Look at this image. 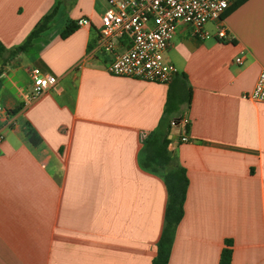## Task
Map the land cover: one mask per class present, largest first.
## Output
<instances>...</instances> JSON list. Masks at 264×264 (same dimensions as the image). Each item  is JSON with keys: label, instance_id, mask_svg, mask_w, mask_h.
Wrapping results in <instances>:
<instances>
[{"label": "crops", "instance_id": "obj_1", "mask_svg": "<svg viewBox=\"0 0 264 264\" xmlns=\"http://www.w3.org/2000/svg\"><path fill=\"white\" fill-rule=\"evenodd\" d=\"M54 6L31 45L8 56ZM105 7L0 0V264H151L156 253L167 191L139 156L160 126L169 82L106 70L110 54L95 47ZM80 17L88 23L76 25ZM222 21L226 40L212 22L205 39L177 23L165 51L191 91L174 117L188 119L187 139L174 118L167 135L188 179L167 264H219L226 240L230 264H264V101L241 96L264 69V0H246ZM33 66L58 77L30 100Z\"/></svg>", "mask_w": 264, "mask_h": 264}, {"label": "built area", "instance_id": "obj_2", "mask_svg": "<svg viewBox=\"0 0 264 264\" xmlns=\"http://www.w3.org/2000/svg\"><path fill=\"white\" fill-rule=\"evenodd\" d=\"M99 36L95 47L110 54L106 70L119 76L168 83L176 69L165 57L177 23L191 27L192 35L205 39L210 36L205 24L214 23V35L220 40L229 38L222 21L224 10L234 0H104ZM76 25H85L88 18L80 17ZM125 40V46L113 51L115 42ZM241 63V58H235ZM31 78L30 100H35L57 80L58 73L44 72L39 67L29 69ZM242 98L264 101V69L257 75L253 88L241 94ZM3 110L0 107V112ZM186 117L171 121L182 127L179 139L185 141ZM3 135L0 133V142Z\"/></svg>", "mask_w": 264, "mask_h": 264}, {"label": "trees", "instance_id": "obj_3", "mask_svg": "<svg viewBox=\"0 0 264 264\" xmlns=\"http://www.w3.org/2000/svg\"><path fill=\"white\" fill-rule=\"evenodd\" d=\"M246 0H234L223 12L222 17H225L240 4ZM55 6L50 12L45 14L42 19L36 23L31 29L22 43L14 46L8 51V56H14L17 53L25 51L41 31H43L53 14ZM75 25L68 24L61 32L62 36L69 34ZM3 46L0 45V55L3 53ZM191 97L190 87L187 84L186 75L180 73L174 75L169 82V87L166 95V102L160 126L149 133L142 143L140 150L139 163L147 170L162 176L166 191L167 203L164 211V226L156 244V253L151 264H167L171 245L175 233L176 226L183 215V203L186 195L188 179L184 167L174 161L172 152L168 148L171 138H169V123L176 116L181 104H188ZM176 119V118H174ZM161 124H166L165 129H162ZM26 135L32 144H38L40 137L36 131L27 125ZM227 246L222 248L219 258V264H230L231 247L230 240H226Z\"/></svg>", "mask_w": 264, "mask_h": 264}, {"label": "rangeland", "instance_id": "obj_4", "mask_svg": "<svg viewBox=\"0 0 264 264\" xmlns=\"http://www.w3.org/2000/svg\"><path fill=\"white\" fill-rule=\"evenodd\" d=\"M206 24H208V23H206Z\"/></svg>", "mask_w": 264, "mask_h": 264}]
</instances>
